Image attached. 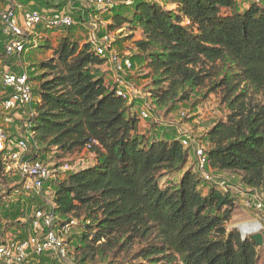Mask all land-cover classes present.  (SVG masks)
Returning <instances> with one entry per match:
<instances>
[{
  "label": "trees",
  "instance_id": "trees-1",
  "mask_svg": "<svg viewBox=\"0 0 264 264\" xmlns=\"http://www.w3.org/2000/svg\"><path fill=\"white\" fill-rule=\"evenodd\" d=\"M241 1L244 7L237 0H171L168 6L132 0L111 10L105 32L124 24L138 31L133 46L149 70L147 96L155 110L220 97L227 114L206 131L208 167L264 192V0ZM28 2V8L48 5ZM63 29L52 55L37 63L42 72L27 120L32 143L51 152L50 160L97 142L88 151L92 164L46 185L53 186L58 221H85L73 262L261 264L262 245L228 227L236 196L219 183L206 191L199 185L202 177L187 167L190 148L180 137L139 135L133 104L95 70L105 60L90 42L68 34L72 26L57 30ZM0 56L9 57L3 50ZM7 160L0 152V182ZM47 262L34 255L28 264Z\"/></svg>",
  "mask_w": 264,
  "mask_h": 264
},
{
  "label": "rangeland",
  "instance_id": "rangeland-1",
  "mask_svg": "<svg viewBox=\"0 0 264 264\" xmlns=\"http://www.w3.org/2000/svg\"><path fill=\"white\" fill-rule=\"evenodd\" d=\"M23 3L24 0H17ZM30 1V0H29ZM48 5L45 9H54L63 13L70 14L76 21L68 33L73 35L80 43L84 41H96L99 36L107 30V24L110 23L111 10L121 5H129L132 0H114L110 12L102 11V8L90 4L88 0H42ZM163 5L168 6L171 0H159ZM240 6L244 7V1L237 0ZM28 5H30L28 3ZM26 6V5H25ZM32 6V5H31ZM37 9H40L37 8ZM130 28L126 24L121 29L114 31L116 41L113 43L114 48L123 54H130L133 58V69L128 71L127 80L135 88L136 94L133 95L132 104L138 115L141 110L148 109L150 115L146 119L139 118L138 134L150 139L163 136L165 138L183 137L190 135L198 140H205L206 131L215 122L224 120L227 110L220 102V97L217 94H210L207 98H191L188 102L179 103L171 112H160L154 109L148 95L147 84L149 82V70L145 66L143 59L138 51L133 46V41L137 39L136 34H130ZM65 35V30H41L37 38L33 42V46L24 51L21 55L2 57L0 56V76L6 71H27L32 77L33 86L37 82V75L42 71L37 66L40 60L49 58L53 49L57 46L60 38ZM92 47L93 44L91 43ZM99 74H102L105 81L109 82L112 75L110 66L107 62H103L95 69ZM36 79V80H35ZM5 95L0 84V116L3 113L1 108L2 97ZM26 110H21L19 113H14L15 121L12 125L4 126L6 133L10 137L19 136L22 132ZM8 156L9 167L5 168V173L0 182V242L16 237H26L31 234L29 221L35 209L48 206L53 192V186H46L39 192L33 190L21 189V177H19L10 160L9 153H4ZM53 155L51 152L40 153L43 161H50ZM76 169L90 165L93 163V156L90 152L81 155H74L65 158ZM187 167H192L196 170V159L192 149L188 153ZM210 179L201 178L199 185L207 190L209 184L224 182L233 195L236 196V214L245 211H250L257 217L254 210L245 209L242 205V200L253 192H257L261 198L264 199V192L258 190H251L243 186L239 182L236 174L229 172H220L208 170ZM18 189V191H17ZM255 217V218H256ZM236 220V219H235ZM254 220V219H252ZM85 221L79 219V226L70 229L66 235V246L68 249V262H73L72 249L76 243V238L84 229ZM234 219L228 224V227L237 228ZM239 230V228H237ZM240 232V231H239ZM261 259L260 263L264 261V243L260 247ZM49 262L47 264H61L55 257L51 255H43ZM75 262V261H74ZM82 264H90L84 262ZM134 264H138L135 262Z\"/></svg>",
  "mask_w": 264,
  "mask_h": 264
},
{
  "label": "built area",
  "instance_id": "built-area-1",
  "mask_svg": "<svg viewBox=\"0 0 264 264\" xmlns=\"http://www.w3.org/2000/svg\"><path fill=\"white\" fill-rule=\"evenodd\" d=\"M114 0H88L90 4L99 6L102 11H109ZM76 24L75 19L68 13L50 9L28 8L17 0H0V50L7 56L21 55L33 46L41 30H57ZM40 29V30H39ZM116 41L114 31H107L98 40L90 41L95 53L103 58L110 66L111 84L115 94L132 102L135 88L127 80V72L133 69L130 54L118 52L113 43ZM1 87L5 95L2 97L0 116V152L9 153L13 167L21 177V189L41 191L53 180L62 179L68 171L76 168L67 160L43 161L40 150L32 143L30 131L31 123L27 120L33 113L36 97L33 81L27 71H6L0 77ZM26 110L25 124L19 136L10 137L4 126L12 125L15 121L14 113ZM150 111L146 108L138 114L146 119ZM185 148H190L196 159V169L203 179L209 180L210 175L206 158V146L202 140L190 135L180 137ZM95 140L88 143L83 151L88 152ZM82 151V152H83ZM8 156L4 155L7 160ZM8 161V160H7ZM9 167L8 162L5 168ZM225 187L224 182H217ZM18 191V189H17ZM245 209L254 210L257 217L253 220L257 228L253 231H243L239 223L237 228L242 236L251 233H261L264 243V199L257 192L249 194L242 200ZM246 223V222H245ZM79 226V219L70 218L68 221H58L54 212V205L49 201L48 206L37 208L29 221L31 234L22 239H10L0 242V264H28L31 257L36 255H51L61 264H82L68 262L66 235L70 229Z\"/></svg>",
  "mask_w": 264,
  "mask_h": 264
},
{
  "label": "crops",
  "instance_id": "crops-1",
  "mask_svg": "<svg viewBox=\"0 0 264 264\" xmlns=\"http://www.w3.org/2000/svg\"><path fill=\"white\" fill-rule=\"evenodd\" d=\"M38 0H30L28 3L30 4V5H34V4H37L38 2H37ZM40 9H45L44 8V6H41L40 7ZM45 10H48V9H45ZM50 10V9H49ZM129 32H130V34H136V36H137V39L138 38H140V35H139V33H138V31L137 30H129ZM84 153H86V152H81L80 154H77V155H81V154H84ZM91 154V153H90ZM92 155V154H91ZM93 156V155H92ZM255 217L256 216H254L250 211H243L242 213H238V214H236V209H234V211H233V215H232V218H231V220H233L234 219V221H235V223L237 222V223H247V222H250V221H252V219H255ZM236 219V220H235Z\"/></svg>",
  "mask_w": 264,
  "mask_h": 264
},
{
  "label": "bare ground",
  "instance_id": "bare-ground-1",
  "mask_svg": "<svg viewBox=\"0 0 264 264\" xmlns=\"http://www.w3.org/2000/svg\"><path fill=\"white\" fill-rule=\"evenodd\" d=\"M240 227L243 231H253L254 228H257V223L253 220L244 224H240Z\"/></svg>",
  "mask_w": 264,
  "mask_h": 264
},
{
  "label": "water",
  "instance_id": "water-1",
  "mask_svg": "<svg viewBox=\"0 0 264 264\" xmlns=\"http://www.w3.org/2000/svg\"><path fill=\"white\" fill-rule=\"evenodd\" d=\"M250 236L257 244L263 245V237L261 233H251Z\"/></svg>",
  "mask_w": 264,
  "mask_h": 264
}]
</instances>
